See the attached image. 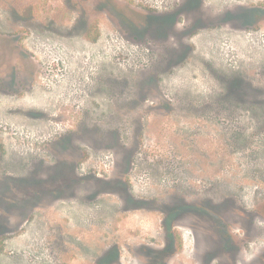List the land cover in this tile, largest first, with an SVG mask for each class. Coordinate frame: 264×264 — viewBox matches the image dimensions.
I'll return each mask as SVG.
<instances>
[{
  "label": "rangeland",
  "instance_id": "rangeland-1",
  "mask_svg": "<svg viewBox=\"0 0 264 264\" xmlns=\"http://www.w3.org/2000/svg\"><path fill=\"white\" fill-rule=\"evenodd\" d=\"M186 1L0 0V264H264V0Z\"/></svg>",
  "mask_w": 264,
  "mask_h": 264
},
{
  "label": "flooded vegetation",
  "instance_id": "flooded-vegetation-1",
  "mask_svg": "<svg viewBox=\"0 0 264 264\" xmlns=\"http://www.w3.org/2000/svg\"><path fill=\"white\" fill-rule=\"evenodd\" d=\"M204 3L205 1L204 0H187L186 1V5H187V8H189L191 11H193L196 15H197V20L195 22V25H197L198 23L202 22V18L205 17V13L203 14L202 10H200V7L204 6ZM255 10L251 9V10H247L246 12H240L238 13L237 16L233 15V14H228L225 16L226 19H220V20H211V22H216L217 24H227L229 22V19L231 20V22H240L241 25L243 26H250L252 24H255L257 21L255 19ZM181 11H179L178 13L176 14H171V15H168L166 20L168 22H170L171 24H175L176 23V18L178 16V14L180 13ZM236 17H238L237 19H235ZM234 19V20H233ZM0 71H1V68H0ZM1 73H3V71H1ZM183 216V215H181ZM180 215H169V219L172 221L173 219H176L177 217H181ZM194 216H201V215H194ZM217 217V215H210V217ZM196 226L194 227H191V228H195ZM168 249H170V247H168ZM168 249H164L162 251H158L159 253L156 255V258L157 260L160 261V259H162V257L165 256V254L168 253ZM115 257H116V254H115ZM157 263H159L157 261Z\"/></svg>",
  "mask_w": 264,
  "mask_h": 264
}]
</instances>
